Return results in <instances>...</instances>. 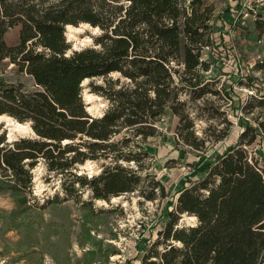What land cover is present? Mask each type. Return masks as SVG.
I'll use <instances>...</instances> for the list:
<instances>
[{
	"label": "trees",
	"instance_id": "16d2710c",
	"mask_svg": "<svg viewBox=\"0 0 264 264\" xmlns=\"http://www.w3.org/2000/svg\"><path fill=\"white\" fill-rule=\"evenodd\" d=\"M224 1L218 11L211 0H0V70L13 65L33 80L28 88L0 78V116L32 128L11 141L0 133V187L30 192L44 165L65 199L89 188L93 200L136 194L157 203L164 222L146 239L141 264H264V57L236 82L230 76L220 85L210 74L228 60L230 29L247 33L243 0ZM80 24L100 33L94 45L73 50L66 27ZM16 26L19 40L8 45L4 36ZM87 80L107 102L100 116L87 110ZM235 84L253 93L242 98ZM168 110L179 119L178 139L204 155L170 204L145 147ZM231 118L241 127L235 142L207 155L230 136ZM87 161L101 171L78 174ZM59 203L56 195L41 208Z\"/></svg>",
	"mask_w": 264,
	"mask_h": 264
},
{
	"label": "rangeland",
	"instance_id": "374dc122",
	"mask_svg": "<svg viewBox=\"0 0 264 264\" xmlns=\"http://www.w3.org/2000/svg\"><path fill=\"white\" fill-rule=\"evenodd\" d=\"M211 2L216 3L218 11L227 7L224 0ZM230 2L235 5V2ZM241 12L243 20L240 26L247 30L246 37L228 26V60L211 67L210 74L221 78L220 85L231 80L230 76L236 82L238 74H247L254 62L264 57V36L260 37L255 28L256 14L260 13L264 18V0H243ZM19 32L20 26L11 28L4 36L6 43L15 45ZM99 33V29L88 24L73 26L71 30L67 28V38L72 46L82 48L94 45L93 37ZM231 39L239 43L237 54L232 51L234 43ZM204 58L207 61L211 59L209 49L205 50ZM255 74L259 75L258 72ZM0 78L8 82L22 81L28 88H33L32 78L18 73L13 65L0 70ZM88 82L84 83L83 93L85 103L91 99L86 104L87 110L92 116H100L107 102L90 91ZM96 82L101 83L103 79H96ZM235 88L242 98L253 93L248 86L235 84ZM231 120L234 128L230 136L210 148L207 155L222 152L235 142L241 127L236 118ZM178 121V117L168 110L158 122L159 135L150 138L145 145L150 154L147 164L168 189L167 204L173 201L194 166L204 162L202 152L185 146L178 139ZM24 125L26 128H16L13 122L1 118L0 133L6 131L9 141L32 134L29 125ZM205 126V121H197L198 134ZM100 171L99 162L87 161L79 166L78 174L91 177ZM35 173V183L30 192L15 193L0 187V264H141L146 239L150 236L156 239L157 228L164 222L158 220L157 203L144 202L136 194H123L110 201L93 200L89 188H79L81 190L76 196L65 199L67 193L61 187L60 178L49 180L44 165H39ZM56 195L59 196V204L41 208Z\"/></svg>",
	"mask_w": 264,
	"mask_h": 264
},
{
	"label": "bare ground",
	"instance_id": "6f19581e",
	"mask_svg": "<svg viewBox=\"0 0 264 264\" xmlns=\"http://www.w3.org/2000/svg\"><path fill=\"white\" fill-rule=\"evenodd\" d=\"M72 28H73V26H71V25L68 26V29H69V30H71ZM85 82H86V81H85ZM85 82H84V83H85ZM87 102L90 103V102H91V99H87ZM1 118H5V119H7L9 122H12V120H11L8 116H0V119H1ZM26 126H27V125H24V124H18V123L16 124V123H15V127H16V128H26Z\"/></svg>",
	"mask_w": 264,
	"mask_h": 264
},
{
	"label": "water",
	"instance_id": "95a60500",
	"mask_svg": "<svg viewBox=\"0 0 264 264\" xmlns=\"http://www.w3.org/2000/svg\"><path fill=\"white\" fill-rule=\"evenodd\" d=\"M67 28H68V27H66V36H67ZM68 40H69V39H68ZM69 41H70V40H69ZM81 48H82V47H79V46H77V45H73V46H72V49H73V50H79V49H81ZM70 52H71V51H70ZM86 82H88V80H87ZM86 82H85V83H86ZM83 85H84V83H83ZM85 104H88V103L86 102ZM9 118H10V117H9ZM10 119L12 120V122H13L14 124H15V123H16V124H17V123H18V124H21L20 122L14 120V119H12V118H10ZM28 125H29V124H28ZM29 127H30V129L32 130V128H31L30 125H29Z\"/></svg>",
	"mask_w": 264,
	"mask_h": 264
},
{
	"label": "crops",
	"instance_id": "0c3cea01",
	"mask_svg": "<svg viewBox=\"0 0 264 264\" xmlns=\"http://www.w3.org/2000/svg\"><path fill=\"white\" fill-rule=\"evenodd\" d=\"M78 259V258H77ZM78 261V260H77Z\"/></svg>",
	"mask_w": 264,
	"mask_h": 264
}]
</instances>
